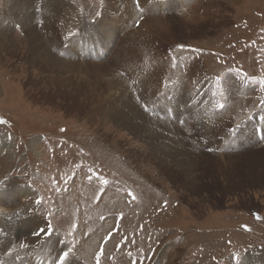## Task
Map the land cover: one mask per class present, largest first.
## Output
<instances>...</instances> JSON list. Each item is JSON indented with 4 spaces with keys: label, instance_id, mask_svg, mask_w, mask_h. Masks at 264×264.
<instances>
[{
    "label": "rangeland",
    "instance_id": "rangeland-1",
    "mask_svg": "<svg viewBox=\"0 0 264 264\" xmlns=\"http://www.w3.org/2000/svg\"><path fill=\"white\" fill-rule=\"evenodd\" d=\"M127 1L60 0L70 5V11L66 10L59 21L55 18L52 26L66 25L60 30L61 36L67 35L68 40L74 38L77 44L70 47L61 43L59 48L65 50L63 56L54 55L60 60L113 63V59L108 61L105 51L108 43L102 46L94 38L103 33L97 32V26L103 20L100 14L105 11V17L118 18L123 24L125 19L120 20V13L115 9L118 6L114 8L113 2L124 9ZM158 1L162 9L157 8L160 12L155 13H145L138 0L130 1L140 16L160 14L171 28L167 36H152L153 53L148 59L160 57L156 67L149 65L156 68L157 75L149 86V95L133 91L131 86L134 111L140 110L159 122L176 123L186 111L183 96L190 97L186 100H191L190 108L194 109L206 96H209L206 101L226 106L227 91L234 86L231 79L237 78L244 82L243 86L248 84L251 88L242 91L243 95L232 93L233 97L246 99L257 88L261 89L260 95L249 98L245 106L240 105L220 125L234 123L235 130H241L239 126L253 115L264 113V86L261 84L264 81V0H173L177 6L171 5L169 0ZM19 2L0 0V28H4L1 31L9 36V45L12 44L15 51L14 55L0 52V186L18 183L33 188L40 201L36 212L47 219L50 234L54 233L59 244L65 246L68 255L64 260L68 258L73 264H240L246 254L264 249V166L262 170L256 167L255 173L238 169L234 179L223 181L222 174L214 172V167L209 166L206 172L209 160L204 162L205 168L199 165V169L191 173L196 180L189 181L186 174L174 179L173 172L169 171L174 167L167 162L165 135L153 131L157 138L156 144H152L147 135L135 136L114 120L102 122L100 116H94L95 122L90 125L84 113L78 115L77 110L73 111V102L64 104L53 96H40L42 89L48 92L47 86L39 85L34 89L27 81L30 77L39 80L47 75H38L23 62L27 39L21 15L15 16ZM51 4L53 0H31L32 12L37 18L33 27L40 30L41 19L50 14ZM196 4L200 5L198 9L196 6L198 13L194 16L190 8ZM88 6V12L98 10L95 28L87 24L95 25L93 18L97 15L84 18L88 15L85 11ZM134 21L129 27L137 31L139 21ZM122 26L117 27L120 34ZM108 28L112 30L109 24ZM107 34L114 35L111 31ZM118 34L111 43V52L119 42L121 35L118 37ZM80 37L87 43L78 40ZM170 61L172 64L165 71ZM121 70L125 72V68ZM149 70H144L143 75L149 74ZM200 74L203 79H213L208 84L213 88L209 94L203 83L196 85ZM120 75L123 76L122 72ZM138 80L136 78L135 82ZM185 83H189L188 87ZM170 101L172 109L168 110ZM79 102L80 107H89L84 98H79ZM175 104L179 105V119H174ZM219 117L216 115L214 119ZM193 119L195 129L187 132L190 136L195 135V130L202 132L213 124L209 125L204 118L199 122ZM160 130L164 132V128ZM212 134L213 138L202 147L214 153L221 145V152L227 154L222 141L210 149L211 142L226 137V132L219 128ZM243 134L240 150L264 146V138L245 140L247 135ZM151 144L154 149L162 146L163 151L153 154ZM256 173L259 176L256 177ZM190 182L194 191L184 186ZM19 212L18 209L12 215Z\"/></svg>",
    "mask_w": 264,
    "mask_h": 264
},
{
    "label": "bare ground",
    "instance_id": "bare-ground-1",
    "mask_svg": "<svg viewBox=\"0 0 264 264\" xmlns=\"http://www.w3.org/2000/svg\"><path fill=\"white\" fill-rule=\"evenodd\" d=\"M130 1L131 0H128L125 3L124 9H122V6H119L120 4L117 3L115 5L116 2H113L114 8L118 6L115 9L120 13V20L124 21L123 19H125L122 24L123 26L120 22H118V18L113 19V17H111L110 19H108L107 17H105L107 11L100 14V17L103 20L101 22L99 21L97 32L99 31L103 33H98L99 38H94V40L98 41V43L100 45L102 44V46L108 43V46L105 48L106 54L109 57L108 61L113 59V63L110 64L107 61L109 63L108 64L106 62L95 61L85 62L80 60H60L56 57L63 56L65 52L64 49L59 48V45L61 43L70 47L77 44V41H75L74 38L68 40L69 38H66L67 35L61 36V29L66 27V25L61 24L58 26H52L55 18H58V20L56 21H59L60 18L64 16L66 10L68 12L70 11V5L68 3L64 2L65 4H62L60 0H53V4H51V12L46 18L44 17V19H41L43 20V25L39 30L35 26H32L33 22H37V18L35 16L36 14L32 12L33 8L31 6V0H22V2L20 1L21 4L19 0H17V3L19 2L20 7L19 11L15 13V16H17L18 14L21 15V18L23 20L22 27H24L23 32L25 35V39H27L26 49L23 52V62H25L26 66H28L30 70L33 69V71H36L38 75H41V73H45L47 75L45 77H39V80L30 77L27 81V84H30V87L34 89H37L39 85H42V87L47 86L46 88L49 89L48 92H44V89H42L43 92L40 93V96H43L44 98L53 96L61 100V102L64 104L65 102H73L75 104L74 108H72L74 109L73 111H78V115L84 113L86 117L85 120L90 125H93L95 122L92 119L94 118V116H100L102 122H105V120H114L117 121L121 126H124V128L130 129L129 131L135 134V136L145 137V135H147L152 144L155 143V140L157 138L154 135L153 131H158L157 134L165 135L164 143L166 144L165 147H168L167 154H165L167 156V160H169L167 162H171L174 167L173 169L169 168V171L173 172L174 179H176L177 177H183L186 174V178L188 176L189 181L196 180L191 173L195 172V170H198L199 165L205 168L204 162L209 160H211V162L207 164L206 172L209 166L214 167L216 169V171L214 172L222 174L223 181L234 179V177H236L235 174H237L238 169L244 171L245 173H247L248 171H251V173H255L256 167H259V169L262 170L264 166V146L258 147L256 149L240 150L242 146L240 143V138L242 132L244 133L243 135H247L245 136V140H251L253 137L259 139L264 138V113L253 115L252 118L246 121L243 125L239 126L241 130H235V127L233 126L234 123L231 125H229V123H222L220 125V122L223 120H228V117L231 114H234L236 112L235 109H238L240 105L245 106L248 101H250L249 98H252V96L260 95L259 92L261 89L257 88L255 91H252L253 95L247 96L246 99L233 97L231 95L232 93L243 95L242 91H249V89L251 88V86H249L248 84L243 86L244 82L242 80H238L234 77V79H231V83H233L234 86H231V90L227 91L229 92V96L226 97L225 100L226 106H223L222 108L220 107L221 104L219 105L212 100L206 101L207 97L209 96H206L203 102L202 99H200L199 102L196 103L195 109L192 107L190 108L191 100H186V98L190 99V97L188 95L183 96L185 102L183 101L182 103L184 107H186V111H184L185 114L182 113L183 117L181 120H177L178 122L174 120L176 123H170L169 121L159 122L157 119H155V117H151L150 119V116L148 117L140 110H136V112L134 111V104H132L131 100L132 93L130 94L129 92L131 86L134 87L132 88L133 91L140 90L142 93L144 92L145 94H148V90H150L149 86L153 82V78L157 75V72L154 71V68L156 67L157 62H160V57L148 59L153 53L151 48L152 36L159 34L167 36V33L168 31H171V28L170 23L168 24V22L165 20V17L161 16L160 14L155 15L154 17L140 16V14L135 12L136 9L133 5L134 3ZM138 1V4L141 5V8L145 11V13L160 12L156 9H162V7H160L162 4H159L158 0L156 2H153L154 0ZM172 1L173 0H169L171 5L174 4V2ZM66 4H68V7H65ZM174 5L177 6V3H175ZM199 5L200 4H196L195 6L190 8V10L193 11L194 16H196L198 13L197 9ZM89 8L90 6L86 7L85 11L88 12ZM187 8L189 9V7ZM93 11L88 12V15L86 16L84 15V18H92L94 15H97V17L93 18L95 25H93L92 23L87 24L89 27L93 26L95 28L99 18L97 14L98 10ZM134 20L139 21V27L137 31L134 30V27L133 29L129 27V23H132ZM118 23H120L119 27ZM108 24L110 25L112 30L108 28ZM120 26H122L121 34L125 32L124 37L120 34V29H117V27L120 28ZM103 27H105L106 29ZM3 29L0 28V52H6L7 54L10 52L14 55L15 51L12 50V44L9 45V36L7 37L6 33H4V31H1ZM85 31H87V29H85ZM109 31H111L114 35L107 34ZM128 31H130L131 34H127ZM117 34L118 37L119 35L121 36L118 39L119 42L117 46L114 48L113 52H111V43L116 41ZM136 36L138 37L137 39L134 38ZM132 38L136 39L134 41L136 42L134 44L135 47L132 46ZM78 40L87 43L85 38L80 37L78 38ZM54 44L55 46L53 47ZM125 44H127V46ZM81 47L78 49V51H76L78 54L81 50ZM140 50H143V52H141ZM145 50L148 53H144ZM171 64V61L168 62L165 71H168V67ZM149 65H152V67L155 65V67L152 69ZM122 68H125V72L121 70ZM148 68H150L151 72L144 76L143 71L148 70ZM142 69L144 70L142 71ZM120 72H122L123 76L120 75ZM69 75L71 76V78L69 77ZM202 75L203 74H200L197 77L196 81L198 82L196 83V85L199 86L202 85L201 83H203L206 92L209 94L211 89L213 88H209L208 84L209 81H213V79H203ZM81 77H83V79ZM136 78L139 79L138 82H135ZM188 78L189 80H192L193 77ZM188 78L185 79L188 80ZM74 79L76 80L72 82V80ZM79 81H86L87 83L82 85V83L80 84ZM188 85L189 83H185L186 87H188ZM191 92L192 94H194L193 89H191ZM79 98H84L89 107H80L79 104L81 103L79 102ZM169 103L171 107L168 110H171L172 102L170 101ZM119 104L121 105V107L119 106ZM187 105H189L188 108ZM178 107L179 105L175 104L174 111L177 115L176 117H174V119L180 118V111L179 109H177ZM216 115H220V117L218 119H214ZM193 118H196L198 122L204 118L206 121L210 122L209 125L211 123L213 124L203 129L202 132H199L200 130H195V135L190 136L187 132L193 131L195 129L194 125L192 124L194 121ZM257 127L259 128L258 131H256ZM160 128H164V132L161 131ZM219 128L221 132H226L227 136L224 138H220L219 140H217V142H211L210 149H212L213 145H218L220 144V141H222V147L224 148V151L226 150L228 152L227 154L221 152V145L219 149H215L214 153H210V151H207V149L202 147H206L210 139L213 138L212 136H214L212 133ZM259 131H261V133H259ZM258 133L260 134V136L258 135ZM220 135L221 134H219V136ZM152 144L150 145V149L153 154L159 151H163V149L161 148L162 146L156 147L158 149L157 150L153 148ZM248 145L252 147L254 146L250 143H248ZM7 146H9L8 143ZM154 160L155 159H153V161ZM182 174L184 175L182 176ZM256 174V177L259 176V173ZM191 185L192 184L190 182L189 184L187 183V185L184 186H188L187 188H190L191 191H194V187ZM8 201L10 202V205L12 204L13 206H7L9 205L7 203ZM39 202L40 201L38 199V196L31 186L18 185V183H8V185L0 186V264H62V262H64L63 264H73L68 258L64 260V258H66L64 256V254L66 253V248L63 243L61 245L59 244L60 240L54 233H51L50 235L48 234L50 233V229L47 219L44 218L43 215L36 212L40 206ZM18 209L20 210L19 214L12 215V213H15ZM40 229H45V232H40ZM37 233H39V235H37ZM45 234L49 236L44 237ZM17 251L19 253H16ZM62 257L63 259H61ZM263 262L264 249H260L246 254V256L241 260L240 264H263Z\"/></svg>",
    "mask_w": 264,
    "mask_h": 264
},
{
    "label": "snow or ice",
    "instance_id": "snow-or-ice-1",
    "mask_svg": "<svg viewBox=\"0 0 264 264\" xmlns=\"http://www.w3.org/2000/svg\"><path fill=\"white\" fill-rule=\"evenodd\" d=\"M261 84H262V86H264V81H261ZM220 107L222 108L223 107V104H221ZM0 122H2V121H0ZM133 198H135V197H133ZM40 232H45V229H40ZM48 234L50 235V233H48ZM37 235H39V233H37ZM67 255H68V253H65L64 254L65 257ZM61 259H63V257Z\"/></svg>",
    "mask_w": 264,
    "mask_h": 264
}]
</instances>
